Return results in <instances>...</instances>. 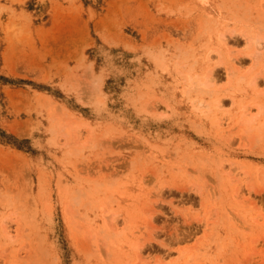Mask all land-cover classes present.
Segmentation results:
<instances>
[{"label": "rangeland", "instance_id": "obj_1", "mask_svg": "<svg viewBox=\"0 0 264 264\" xmlns=\"http://www.w3.org/2000/svg\"><path fill=\"white\" fill-rule=\"evenodd\" d=\"M263 121L264 0H0V264H264Z\"/></svg>", "mask_w": 264, "mask_h": 264}, {"label": "bare ground", "instance_id": "obj_2", "mask_svg": "<svg viewBox=\"0 0 264 264\" xmlns=\"http://www.w3.org/2000/svg\"><path fill=\"white\" fill-rule=\"evenodd\" d=\"M224 34H221L220 36H219V41L220 42H224V43H226V35L225 36H223ZM259 39V36H246V42H250V41H253L255 44H257L258 43V40ZM228 44V43H227ZM229 47V46H228ZM257 47V46H256ZM256 49H258V48H256ZM254 52H255V49H254ZM229 54H230V51H229ZM235 59H234V61H232V60H230V66L229 65H227L226 66V69H227V74H228V76L229 75H231V73L233 74V73H236V72H238V69L240 68V65H241V59L239 60V59H237L238 57H234ZM253 58V57H252ZM208 61V60H207ZM207 63V62H206ZM212 79H213V77H212ZM212 79H210V78H208V79H206V81H204L203 82V84H205V85H208L209 83H214L213 81H212ZM199 80V79H198ZM214 80H215V78H214ZM255 80V79H254ZM258 80V79H257ZM256 80V81H257ZM202 81V80H201ZM256 81H253V82H255V84L256 85H258V82H256ZM260 81V80H259ZM262 84V83H261ZM255 85V86H256ZM259 86H260V84H259ZM219 101H221V100H218V99H214L213 100V103H218ZM208 104V103H207ZM219 104H221V103H219ZM245 107V106H244ZM246 107H247V105H246ZM246 107L245 108H242V109H246ZM245 112H244V116H246V115H250L251 113V109L250 108H247L246 110H244ZM252 115V114H251ZM242 116H243V114H242ZM249 117V116H248ZM242 118V117H241ZM240 118V119H241ZM253 119V115L252 116H250L249 117V119H247V121H250V120H252ZM264 124V121L262 122V125ZM238 192V191H237ZM240 193V192H239ZM237 195V194H236ZM239 195V194H238ZM238 195H237V198H239L238 197ZM241 196V195H240ZM242 196H243V194H242ZM258 217H256V219H257ZM256 221V220H255Z\"/></svg>", "mask_w": 264, "mask_h": 264}]
</instances>
